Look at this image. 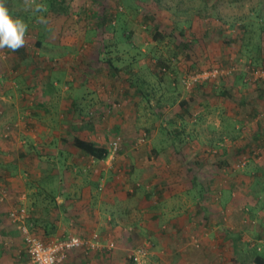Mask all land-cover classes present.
I'll return each instance as SVG.
<instances>
[{
	"label": "crops",
	"instance_id": "crops-1",
	"mask_svg": "<svg viewBox=\"0 0 264 264\" xmlns=\"http://www.w3.org/2000/svg\"><path fill=\"white\" fill-rule=\"evenodd\" d=\"M4 2L13 18L28 24L33 45L26 43L16 52L5 49L8 60L0 61V188L8 192L0 203V264H29L22 237L8 219V212L20 206L27 209L30 229L46 243L98 236V249L72 251L61 264H136L129 250L146 242H139L142 237H148L151 248L139 264L192 262L194 253L187 240L212 244L220 222L210 215L227 213L234 191L227 187L233 199L216 211V206L203 204L204 192L193 186L182 188L181 177L171 173L180 170L186 180L189 164L174 141L150 142L147 148L146 143L136 145L132 140L120 146L128 152L113 160L109 141H103L106 127L114 125L110 133L119 134L126 117L114 111L110 99V86L117 92L125 78L118 65L110 70L106 64L113 35L96 21L94 28L79 31L72 24L76 16L54 11L34 14L25 10L23 0ZM58 4L71 10L65 0ZM40 15L46 24L37 22ZM93 33L97 37L88 38ZM99 50L100 56L93 59ZM134 72L127 76L134 77ZM130 85L135 90L134 82ZM75 139L93 143L107 156L92 157L76 147ZM240 147L239 151L249 150L254 144ZM260 147L264 150V144ZM223 161L228 162L225 157ZM193 170L191 180L196 181L199 176L192 175ZM172 180L180 184L172 185ZM141 182L148 183L147 193L137 189ZM220 235L227 236L222 231ZM206 256L201 253L197 264H209Z\"/></svg>",
	"mask_w": 264,
	"mask_h": 264
},
{
	"label": "rangeland",
	"instance_id": "rangeland-1",
	"mask_svg": "<svg viewBox=\"0 0 264 264\" xmlns=\"http://www.w3.org/2000/svg\"><path fill=\"white\" fill-rule=\"evenodd\" d=\"M65 1L71 9L64 6L66 15L77 17L72 24L79 31L94 28V21L104 29H109L106 24L117 27V32L109 30L113 35L109 45L114 46L109 56L125 78L120 79L122 87H117L121 93L109 89L114 111H122L126 117L121 133L113 135L110 131L115 126L106 127L109 130L103 141L111 144L120 138L113 160L128 152L121 147L132 140L136 145L146 143L147 148L150 142L174 141L189 164L186 180L180 170L171 173L181 177L182 188L193 186L204 192L203 204L216 206V211L233 199L227 187L234 191L232 208L210 215L220 222L212 244L204 245L199 238L187 240L194 253L189 264H197L201 253L207 254L209 264H253L254 252L264 257V150L259 146V137L264 141V98H258L264 94V79L248 80L252 68L264 70V33L260 31L264 0ZM155 29L162 35L159 41L153 40ZM96 37L93 33L88 38ZM30 38L27 34L26 43L32 46ZM100 53L95 51L93 59ZM7 60L3 50L0 61ZM212 67L231 69L233 75L182 88L184 75ZM132 71L134 77L127 76ZM129 81L134 82L135 90ZM247 143L254 147L239 153L240 146ZM148 157L147 149L145 159ZM224 157L227 165L216 166ZM191 168L192 175L199 176L196 181L191 180ZM252 177L259 183L254 185ZM147 186L141 182L137 189L143 194ZM205 228V233L210 231L207 225ZM221 231L227 236L220 235ZM140 240L146 242L137 247L145 248L147 254L150 241L148 237Z\"/></svg>",
	"mask_w": 264,
	"mask_h": 264
},
{
	"label": "built area",
	"instance_id": "built-area-1",
	"mask_svg": "<svg viewBox=\"0 0 264 264\" xmlns=\"http://www.w3.org/2000/svg\"><path fill=\"white\" fill-rule=\"evenodd\" d=\"M232 72L231 69L225 67L202 69L184 75L180 80V84L184 89H190L196 84L229 76ZM258 79H264V70L252 68L248 80L256 81ZM119 140V138H116L111 142V154L117 151ZM140 141H142V139ZM7 198L8 192L6 188H0V203H4ZM28 218V214L23 208H12L8 212L9 221L16 227L22 237L29 264H61L72 251H89L100 247V241L97 235H93L91 239L72 236L46 243L30 229ZM113 246L112 243L108 244L109 248H113ZM145 255V248L138 247L131 251L129 258L133 263L139 264Z\"/></svg>",
	"mask_w": 264,
	"mask_h": 264
},
{
	"label": "clouds",
	"instance_id": "clouds-1",
	"mask_svg": "<svg viewBox=\"0 0 264 264\" xmlns=\"http://www.w3.org/2000/svg\"><path fill=\"white\" fill-rule=\"evenodd\" d=\"M25 10L35 13L47 11L42 3L37 0H23ZM37 22L46 24L47 20L43 15L37 17ZM28 24L21 18H13L4 0H0V52L5 49L16 52L26 44Z\"/></svg>",
	"mask_w": 264,
	"mask_h": 264
},
{
	"label": "trees",
	"instance_id": "trees-1",
	"mask_svg": "<svg viewBox=\"0 0 264 264\" xmlns=\"http://www.w3.org/2000/svg\"><path fill=\"white\" fill-rule=\"evenodd\" d=\"M59 3V0H44V2L42 4L45 5L47 11L44 12L47 14V12H51V11H54V12H65L67 13L68 10L62 6L61 4H58ZM104 18V17H103ZM104 20V19H102ZM107 26H110L109 24H106ZM100 26V25H99ZM106 26V28H107ZM113 27V26H112ZM114 28V27H113ZM115 31L117 32V29L114 28ZM114 29H111L114 31ZM105 30H110V29H105ZM260 31L262 33H264V27L260 29ZM120 32H124V30H119V33ZM162 35L160 34V30L158 29H155V33L153 35V40H156V41H159V38L161 37ZM125 41L127 43V39L125 37ZM128 44V43H127ZM107 46H112V45H107ZM110 49V47H109ZM106 64L109 66L110 70L113 68V70H116L117 68V65L114 66V62L110 59L107 60ZM202 70V69H200ZM199 71V70H198ZM231 75H233V72L231 73ZM199 86L200 84H196L194 86ZM244 85V84H243ZM183 88V87H182ZM187 90V89H186ZM259 99H263L264 98V94H261L260 97H258ZM118 138V137H117ZM260 138V143H259V146L264 144V141H263V137H259ZM120 139V138H119ZM262 143V144H261ZM75 145L78 149L82 150L83 152L91 155L92 157L96 158V159H103L107 156V152L104 150V149H100V148H97L93 143H90V142H86V141H82L80 139H75ZM239 153H241L240 151H238ZM219 166V167H222V166H226L227 163L223 160H219L217 163H216V166ZM254 185L258 184L259 181L255 178H254ZM254 257L252 258L251 262L253 264H264V257H262L260 254L254 252Z\"/></svg>",
	"mask_w": 264,
	"mask_h": 264
}]
</instances>
